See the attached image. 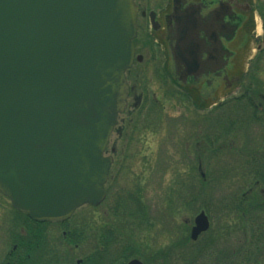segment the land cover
I'll return each mask as SVG.
<instances>
[{
    "label": "water",
    "instance_id": "obj_1",
    "mask_svg": "<svg viewBox=\"0 0 264 264\" xmlns=\"http://www.w3.org/2000/svg\"><path fill=\"white\" fill-rule=\"evenodd\" d=\"M135 30L133 0H0V192L31 219L104 198ZM176 36L177 68L192 72L198 33ZM207 226L200 212L192 237Z\"/></svg>",
    "mask_w": 264,
    "mask_h": 264
},
{
    "label": "rangeland",
    "instance_id": "obj_2",
    "mask_svg": "<svg viewBox=\"0 0 264 264\" xmlns=\"http://www.w3.org/2000/svg\"><path fill=\"white\" fill-rule=\"evenodd\" d=\"M251 1L256 20L249 28L253 33L252 39L244 48L246 53L243 66L246 70L243 72L242 83L251 76L257 77L260 83L256 82V84L261 85L258 92L263 94L264 54L258 55L260 59L257 60L255 45L262 35L261 25L264 16L260 19L259 14L262 15L264 12V0ZM232 47L234 48V45ZM146 48L142 47L138 50L147 53ZM164 58L165 53L162 50V56L160 51L159 59L151 68L143 67L144 61L134 63L132 66L129 83L136 86L134 90L137 88L138 91V86L141 87L151 98L147 97L145 102H140L135 107L139 110L144 103L146 105L139 113L132 116L137 119L136 122L128 120L130 111L133 113L132 108L120 115L122 123L111 135L109 147L112 144L116 146L115 163L118 166L114 165L110 171V195L106 205L97 207L98 213L92 211L91 207L83 206L64 224H45L46 232L42 246L44 250L46 249L45 254L49 255L53 252L57 257H62L56 262L74 264V260L86 255L98 253L103 255L107 252V256L100 262L106 264L107 259L118 256L121 251L127 253L129 250L132 256H127L125 259L138 256L144 264H264V252L255 253V249L256 252L260 250L248 243V237H243L245 233L237 232L230 227L234 225L233 222L228 223L227 228L217 229L215 222L209 219L210 227L206 232L200 234L195 241L190 237L193 218L201 209L209 206V209H217L219 213H225L222 204L226 201L217 200L221 196V189L215 188L212 198L210 196L205 198L203 191L209 189L212 191L213 180H216L221 170L229 171L236 167L237 156L246 154L247 151L242 143L249 141L250 144L253 139L257 141L263 135L264 104L257 103L258 107L248 105L249 107L239 109V104L233 103L232 115L251 122L238 126L234 131H228L220 143L219 139V141L215 139L216 134L212 135L213 126L209 127L207 135L202 132L205 130L202 128H208L209 124L200 121L202 118L200 115L206 112L191 107L190 101H188L190 104L185 102L186 95L183 96L180 87L167 80L162 65ZM247 58L253 59L246 68ZM134 73L138 74L136 78L132 77ZM235 73V70L232 71V74ZM240 86L241 84L233 85L226 89L220 87V95L231 89H233L232 94H237L236 91L241 88ZM189 93L194 97L197 89L193 87ZM230 111L231 109L228 108L211 118L213 122L222 120ZM206 120H209V117ZM225 120L236 123L230 121V118ZM124 124L128 128L124 129ZM197 132L200 136L196 135ZM197 138L201 140L197 144L194 142L198 152L191 153L190 146L193 140L197 141ZM214 139L215 143L212 142ZM213 144L221 147L219 150L223 155L221 163L218 161L219 153L214 154V157L207 153L206 149ZM193 165L197 171L191 170ZM200 175L202 178L199 177ZM203 180L207 182L205 187ZM181 187L193 188L188 190L192 205L184 201L181 205L180 200H171L170 195L173 191ZM199 189L202 190L203 196ZM227 190L232 194L231 189ZM231 194L225 196L228 200L226 206L231 203ZM130 198L134 201L139 198L141 204L132 203ZM138 208L142 213L138 212L133 216L132 213ZM118 212V217L112 216ZM13 214L9 209L8 200L0 195V264L5 260L11 247L6 239V230L13 229L10 222L11 218L15 219ZM84 222H87L85 228ZM78 227L84 230L86 237L81 236L79 239L81 245L73 248L76 244L63 236L65 233L70 234L67 230L77 236L80 235ZM19 230V226L15 227V233H19ZM106 240L107 243L104 244ZM119 261L123 259L115 262Z\"/></svg>",
    "mask_w": 264,
    "mask_h": 264
},
{
    "label": "flooded vegetation",
    "instance_id": "obj_3",
    "mask_svg": "<svg viewBox=\"0 0 264 264\" xmlns=\"http://www.w3.org/2000/svg\"><path fill=\"white\" fill-rule=\"evenodd\" d=\"M137 4V32L134 38V46L137 49L147 46L150 47L151 40L156 37L159 42L163 43L167 49V55L170 61L168 68L171 69V51L176 45V34L180 29L185 30V25L188 24L197 31V41L195 45V69L191 72L186 69L183 64L180 66L179 74L187 75L181 84L187 91L196 88L198 84L197 93L192 97L196 103L203 104L204 101L212 100L217 97L219 93V78L223 85L229 87L231 83L219 74V67H225L226 55L230 54L229 50H221L219 48V38L227 43L231 40L230 29L236 24V21L243 25L250 19V6L245 0H135ZM220 26V27H219ZM231 26V27H230ZM156 40V39H155ZM183 40V39H182ZM241 48V46H238ZM173 49V48H172ZM144 59V54L139 52ZM223 55L222 57H220ZM176 64V63H175ZM173 62V69L175 70ZM232 63L224 68L228 74V69H231ZM226 69V70H225ZM198 75V77H197ZM200 77V78H199ZM210 82V83H209ZM209 83L205 87L206 91L202 89L203 85ZM218 89V90H217ZM134 98L133 103L138 102V93H132ZM18 244H14V250ZM21 248V246L19 245ZM129 260L120 261L115 264H126ZM144 264V263H143Z\"/></svg>",
    "mask_w": 264,
    "mask_h": 264
},
{
    "label": "trees",
    "instance_id": "obj_4",
    "mask_svg": "<svg viewBox=\"0 0 264 264\" xmlns=\"http://www.w3.org/2000/svg\"><path fill=\"white\" fill-rule=\"evenodd\" d=\"M241 100L242 99L238 100V102H241ZM252 105L253 104L249 102V106ZM247 124L250 123H232L227 122L225 118L217 120L212 124L213 135L216 134L215 139H217V141L220 140L221 143V140L224 139L223 137L227 135L226 133L228 131H234L238 126ZM215 139L213 141L214 143ZM242 144V146H244L243 148L247 151L245 152L246 154L243 153L237 156L235 159L236 167L229 171L221 170L216 177V180H213L212 191L211 189L203 191L205 198L209 196L212 198V195H214L213 190L215 188H218L219 190L221 189V196H219V199L217 200H219V202L226 201L222 204L224 205L223 211L225 213H219L217 209H209V206H206L204 210L215 222L217 229L227 228V224L230 222L234 223V225H231L230 227L234 228L237 232H243L248 227L251 229L250 232L253 233V236L254 233H256L257 236L256 241H253L254 238L248 237L249 242L252 244H260L261 246H258V249L264 250V133L257 141L253 139L250 144L249 141ZM208 145L210 144L208 143ZM220 148L221 147H217L213 144L212 147H209L206 150L212 157H214V154L219 153L218 161L221 163L223 155L219 152ZM201 176L202 175L199 177L202 178ZM203 182L201 183L205 184V187L207 182L205 183L204 180ZM190 188L192 187H181V189L173 191L170 195L171 200H180L181 205L183 201L192 205L193 202H190L191 197L188 196L190 193L188 190H190ZM227 189H231L232 194ZM199 190L202 195V190ZM229 194L232 195V200L229 206H226L225 204L228 203V200L225 196ZM92 209V211L98 213L97 207ZM214 213L215 215H213ZM31 227V225H28V228ZM246 232L247 230L244 233ZM36 233H39V231ZM260 239L263 242H261ZM16 259L18 260V264H24V262L20 261L18 257H16Z\"/></svg>",
    "mask_w": 264,
    "mask_h": 264
}]
</instances>
